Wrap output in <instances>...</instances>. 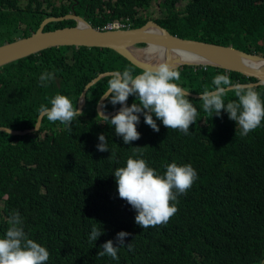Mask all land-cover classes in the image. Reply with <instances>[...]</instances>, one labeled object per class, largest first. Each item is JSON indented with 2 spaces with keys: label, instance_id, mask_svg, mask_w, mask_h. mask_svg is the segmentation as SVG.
<instances>
[{
  "label": "trees",
  "instance_id": "trees-1",
  "mask_svg": "<svg viewBox=\"0 0 264 264\" xmlns=\"http://www.w3.org/2000/svg\"><path fill=\"white\" fill-rule=\"evenodd\" d=\"M151 1L0 0V43L30 34L44 17L63 15L72 5L95 27L127 17L129 26H139L151 18L139 13ZM179 1L160 0L162 11L153 19L179 36L264 55V0H184L178 7ZM74 23L72 18L50 21L44 29ZM125 69L133 75L143 71L112 48L84 45L51 46L5 63L0 66V125L32 127L39 107H51L57 94L76 106L85 83L97 73ZM176 69L181 73L176 83L193 92L214 89L218 74L233 83L256 80L212 65ZM45 71L55 77L46 87L39 79ZM110 78L105 75L89 86L84 115L71 128L45 117L28 133L0 131V238L19 212L28 237L49 251L47 264H259L264 257V121L242 136L226 111L207 113L200 97L189 95L198 111L189 134L159 120L155 132L141 114V138L125 144L110 122L97 117L95 105ZM252 86L264 99V84ZM224 99L236 98L228 93ZM134 102L130 96L128 105ZM102 105L106 110L119 106L107 99ZM100 134L109 151L97 149ZM133 147L143 148L134 154ZM129 157L144 159L159 175L173 162L196 170L198 179L173 202L178 211L167 224L141 228L136 210L119 197L113 172ZM93 225L103 234L90 243ZM121 231L130 234L126 243L133 250L120 247L119 260L97 257L101 245L109 240L115 245Z\"/></svg>",
  "mask_w": 264,
  "mask_h": 264
},
{
  "label": "clouds",
  "instance_id": "clouds-1",
  "mask_svg": "<svg viewBox=\"0 0 264 264\" xmlns=\"http://www.w3.org/2000/svg\"><path fill=\"white\" fill-rule=\"evenodd\" d=\"M54 78V73L45 71L39 77L41 86L46 87ZM180 79V71L166 62L149 67L138 75H133L131 69L113 72L102 95L113 106L122 107L109 117L105 114L106 105H102L97 117L110 122L114 126L115 134L122 137L125 144L141 138V133L137 130L141 114L144 123L155 132L160 131L157 124L159 120L168 129L189 134L198 111L188 99L190 91L176 83ZM212 84L213 90L205 88L200 93L205 112L221 116L222 111H226L229 119L235 121L239 127V134L242 136L261 126L264 121V99L253 86L234 84L228 75L223 74L216 75ZM228 93H232L236 99L225 103L224 97ZM130 96L137 99L131 106L127 103ZM50 104L51 107L44 104L39 107L38 115L41 119L46 117L49 122H60L71 128L72 122L84 115L65 95L57 94ZM98 139L97 149L101 152L109 151L106 136L100 134ZM141 148L143 147H133L134 154ZM113 174L119 197L136 210L135 222L143 229L167 224L178 211L173 202L177 201L178 195L186 194L198 179L191 164L178 165L173 162L167 165L163 175H159L144 159L132 157L127 159L126 166L116 168ZM9 224L5 236L0 238V264H47L49 251L28 237L22 227L23 221L19 212L13 213ZM102 234L93 225L89 242H95ZM129 235L124 231L117 233L116 244L109 240L101 245L102 250L97 257L107 255L113 260H119L120 247L126 246L129 251L133 250L132 244L126 243Z\"/></svg>",
  "mask_w": 264,
  "mask_h": 264
},
{
  "label": "water",
  "instance_id": "water-1",
  "mask_svg": "<svg viewBox=\"0 0 264 264\" xmlns=\"http://www.w3.org/2000/svg\"><path fill=\"white\" fill-rule=\"evenodd\" d=\"M67 18L74 19L75 23L53 29H44V25L50 21ZM60 45L109 47L142 70L163 62L169 63L174 68L183 64L212 65L239 71L256 78L255 81L236 83L246 86L264 84V55L245 51L231 44L179 36L171 33L153 18L147 19L139 26L102 29L93 26L82 15L75 13L73 5L72 10L63 15L44 17L38 27L30 34L0 43V66L43 48ZM149 48L154 50L150 56L140 53ZM185 54L189 58H185ZM113 72L116 70L101 71L85 83L76 101V106L81 111L85 104V93L89 86L99 78ZM200 93L202 92L190 91L189 95L200 97ZM102 94L95 105L97 113L102 110L101 106L104 100ZM121 107L122 105H119L111 110H106L105 114L110 116L119 111ZM40 123L41 118L37 115L32 127L19 129L0 125V131L10 134H24L37 130ZM259 264H264V257Z\"/></svg>",
  "mask_w": 264,
  "mask_h": 264
},
{
  "label": "rangeland",
  "instance_id": "rangeland-1",
  "mask_svg": "<svg viewBox=\"0 0 264 264\" xmlns=\"http://www.w3.org/2000/svg\"><path fill=\"white\" fill-rule=\"evenodd\" d=\"M160 0H152L150 6L146 9H139V13L143 14V15H149L151 18L157 17L160 15L162 9L161 6L158 4ZM184 0H180L177 3L178 7H183L184 4ZM25 0H20V4H24Z\"/></svg>",
  "mask_w": 264,
  "mask_h": 264
},
{
  "label": "built area",
  "instance_id": "built-area-1",
  "mask_svg": "<svg viewBox=\"0 0 264 264\" xmlns=\"http://www.w3.org/2000/svg\"><path fill=\"white\" fill-rule=\"evenodd\" d=\"M128 17L126 20L122 19H114L112 21L107 22L102 26V29H112V28H122V27H129Z\"/></svg>",
  "mask_w": 264,
  "mask_h": 264
},
{
  "label": "bare ground",
  "instance_id": "bare-ground-1",
  "mask_svg": "<svg viewBox=\"0 0 264 264\" xmlns=\"http://www.w3.org/2000/svg\"><path fill=\"white\" fill-rule=\"evenodd\" d=\"M153 51H154L153 49L149 48V49L141 51L140 53H144L146 56H150ZM184 57L189 58V57H187V54H185Z\"/></svg>",
  "mask_w": 264,
  "mask_h": 264
}]
</instances>
